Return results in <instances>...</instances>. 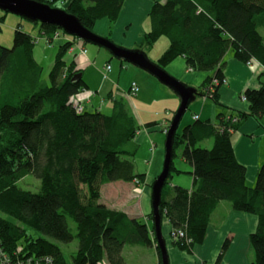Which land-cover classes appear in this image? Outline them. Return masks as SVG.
<instances>
[{
  "label": "trees",
  "instance_id": "trees-1",
  "mask_svg": "<svg viewBox=\"0 0 264 264\" xmlns=\"http://www.w3.org/2000/svg\"><path fill=\"white\" fill-rule=\"evenodd\" d=\"M36 1L57 7L61 0ZM124 3L70 0L62 8L93 30L99 19L114 23ZM148 18L150 27L143 33L140 49L150 50L161 37H167L169 45L157 63L166 67L184 57L190 70L213 71L197 87V94L210 96L221 107L217 90L225 80L229 51L247 64L264 65V32L260 30L264 29V0H153ZM32 22L39 25L49 44L58 31L63 37L76 38L56 25ZM59 42L48 75L50 84L34 57L36 37L21 25L15 30L12 47L0 44V241L8 250L50 255L55 264H70L62 245L78 238L72 264H126V244L157 243L154 223L150 226L143 219L107 207L100 202L101 188L117 180L145 181V173L136 171L133 159L138 148L134 139L141 124L127 99L115 97L112 91L111 113L85 109L87 100L79 112L74 96L86 83L83 74L74 79L81 73L75 61L64 60L73 43ZM243 95L249 112L229 110L218 114L217 124L199 118L182 133L177 130L160 213L162 222L169 219L173 231H185V237L173 236L172 243L189 251L205 239L221 201L255 214L258 224L250 238L256 254L253 264H264V162L255 185L250 186L246 167L237 160L231 141L232 130L243 119L252 116L261 121L264 84L246 89ZM208 137H214L212 148L198 146ZM179 147L183 148L182 157L194 167V185L191 189L175 186L174 195L166 200L165 186L173 171L180 172L174 163ZM29 174L40 180L38 192L20 186ZM68 216L77 223L76 234L69 228ZM148 216L153 219L152 212ZM229 244L227 239L215 264H222ZM156 251L161 262L158 246Z\"/></svg>",
  "mask_w": 264,
  "mask_h": 264
},
{
  "label": "crops",
  "instance_id": "crops-1",
  "mask_svg": "<svg viewBox=\"0 0 264 264\" xmlns=\"http://www.w3.org/2000/svg\"><path fill=\"white\" fill-rule=\"evenodd\" d=\"M152 4L153 0H125L119 18L113 23L114 28L119 34L124 36L130 34L131 38L136 41L140 40L141 42L144 31L148 30V27H150L148 13ZM101 22L104 21H98L95 27L97 26L96 28H98L99 25V32L105 34L101 29L104 23ZM27 32L36 37L34 57L40 64L43 63L49 48L55 44L58 45L60 43L59 41H61L58 39L49 44L43 38L39 25L35 23H32L31 32ZM72 39L76 40L74 37H72ZM74 52L76 53L73 60L76 66L77 54L79 53L82 54L80 57L81 61H90L88 50L82 52L76 47ZM175 61L177 63L169 66V70L172 73H175V71L182 73V69L184 65H186L184 57H178L173 62ZM183 61H185V64ZM187 69L192 71L189 68ZM80 70L83 71L82 69ZM87 75L88 73L85 71L83 78L86 83V89H93L98 92L96 89L101 86L99 81H96L97 83L88 82L86 79ZM209 75V73H196L195 77L192 78L195 81L199 79L200 83H194L192 78L187 82L191 86L199 87ZM224 76L227 82L222 84L217 90L219 101L223 105L222 108H225V112L227 113L229 110L249 112V102L247 99H243V93L248 88H260L264 84V65L258 62L250 65L235 58L233 54L228 55L227 53ZM88 79L91 81L89 77ZM162 93L160 98L154 96L150 99H146L140 96L136 99L135 97L138 94L131 98L126 97L128 103L134 104L133 109L135 113L137 112L138 115H136L139 117V124H141V130L138 133V136H140L138 141L142 142V147L146 149L145 152H149L148 158H145L144 161L139 160L136 162V167L140 169L139 173H145L146 175L145 181L136 183L135 181L117 180L104 183L101 188L100 199V202L107 207L123 211L131 218L143 219L150 226H152V220L148 215L152 212L151 184L155 177L158 176L163 166V155L165 157V152L163 153L162 149L157 147L158 142L153 139L152 135L154 132L165 133L164 130L169 126L170 117H173L180 104V99L173 95L168 89H162ZM97 95L98 94H96V96ZM96 96H91L89 100L86 99L95 109L99 108L102 102L101 100L98 104L94 100ZM114 96L119 97L120 95L114 94ZM198 97H200V101L197 100ZM134 98L138 101L139 108L136 106ZM197 98L194 103L195 112L191 121L187 124L195 120V115H199L201 120H211L217 124L219 121L218 114L224 112L223 109L217 107L219 105L215 104L210 96L198 95ZM155 105H158V108H153ZM130 106L131 105H129V107ZM85 109H87V106H85ZM134 111L132 110L133 114ZM224 115H226V113ZM151 122L153 124L148 125V123ZM204 140H208L209 143H212L211 140H213L214 144V137H208ZM231 141L237 160L246 167L248 184L254 186L259 167L264 162V115L261 121H258L252 116L243 119L239 127L232 130ZM149 162H151V166L148 165ZM175 167L177 170H180V172L173 171L172 176L169 178V189L167 188L164 190L166 200H170L174 195L175 186L191 189L194 185V167L191 163L182 157ZM257 224V215L235 210L231 203L221 201L211 216L205 239L201 243H195L192 250L189 251L172 243L171 231L173 227L169 219L165 218L162 231L168 247L170 264H215L223 244L227 239H230V244L224 253L222 264H253L256 254L250 238L251 234L255 232ZM155 264H161L158 255Z\"/></svg>",
  "mask_w": 264,
  "mask_h": 264
},
{
  "label": "rangeland",
  "instance_id": "rangeland-1",
  "mask_svg": "<svg viewBox=\"0 0 264 264\" xmlns=\"http://www.w3.org/2000/svg\"><path fill=\"white\" fill-rule=\"evenodd\" d=\"M56 6L59 8H62L64 6V4L61 1H58L56 3ZM101 20L104 21V22H101V23H104L102 25L103 27L101 29L105 32V34H102L101 32H99L100 31L98 29L99 25H98V28H96L97 26L96 27L94 26V28H93V30L96 33H98L99 35H101L103 37H108L109 39L113 40L115 43H117L118 45H120L124 48L132 49V50L140 49V40L139 41L134 40L133 38H131L130 34H127L126 36L119 34V32L114 28V24L111 23L110 20H108L107 18H102V19H99L98 21H101ZM32 23L33 22L31 20H29L25 17L10 13V12H6V11L0 9V27H1V29H0V44H2L3 46H6V47H12L14 44V34H15L16 28L19 25H21L22 29L24 31H30L31 32ZM112 26H113V29H112ZM260 30L262 32H264V29L261 28ZM77 44H80V46H85L87 48L88 57L90 58V61H88V60L81 61L80 57L82 56V54L79 53V54H77L78 58L76 59V62H77L76 67L79 69H82L83 71H81V73H83V74L85 71H87L88 75H87L86 79L88 80V82L95 83L96 81H99V84L101 86L97 87L98 89H96V90H98V92L92 96H96V94H98L96 97H94V100L98 104L102 100L99 108L104 113L109 114L112 111L113 103L109 97L110 91H112L113 94L124 96L126 98L127 97L126 91L128 90V88L130 87V85L134 81L137 82L138 85L142 87V89L140 87L141 91L135 97L136 99H137V97H140V96L143 98H146V99H150L154 96L156 98H160V96L163 94L162 89H168L169 91L172 92L173 95L178 97L177 94L172 89H170L168 86H166L165 84L160 82L156 77H154L153 75L149 74L148 72L134 66L133 64H131L125 60H121V59L113 56L108 49L101 47V46H98V45H95V44L90 43V42H85L81 39L78 40ZM168 44H169L168 38L165 36L161 37V39H159L156 42V44H155V46H153V48H151L150 50H146L149 58L151 60L157 62V59L165 51ZM57 51H58V45L57 44L50 47L43 63H41L43 66V69H44L43 79L46 81L47 84H50V78L48 75H49V72L55 63ZM75 53L76 52L70 50L65 55L64 60L67 63H69L70 61H72L74 59ZM230 54L231 55L233 54L232 51L228 52V55H230ZM176 61L172 62L171 64H169L165 68L172 75H174L178 79L186 82L187 84H189L188 80H190V78H192V77H195L196 73H205V74H208V73L212 74L213 73V71H193V70L189 71L187 69L186 65H184V67L182 69L183 70L182 73H180L179 71H175V73H172L169 70V66L176 64L177 63ZM183 63L185 64V61H183ZM107 64H110L112 66V69L107 72L108 77L105 78L104 77L105 76L104 74L106 72L105 66ZM88 77L91 79V81L88 79ZM193 82L194 83L196 82L198 84V83H200V80L198 79V81H195L193 79ZM90 91L93 92L94 90L91 89ZM135 98H134V100H135ZM197 100L200 101V97H198ZM135 103H136V106L138 107V101L137 100H135ZM194 103H195V100L191 102L189 109L184 114L183 119H182V121L179 125V128H178L179 133H182V131H183L184 127L187 125V123L191 121L192 116L195 112L194 111ZM128 104L131 105L130 107L134 111V109H133L134 104H132V103H128ZM210 104H212V103H210ZM85 106H87V110H89V111L95 110V108L92 107V104L90 102L89 103L87 102L85 104ZM217 107H220V109H223L224 112L226 111V109L222 108L221 106H217ZM153 108H155V109L158 108V105L153 106ZM134 114H135V117H137L138 122H139V117L137 116L138 115L137 112L135 113V111H134ZM171 119H172V117H170V122H171ZM170 122H169V124H170ZM156 136H157V138H156ZM139 137L140 136L137 135V137L134 139V142L137 144V147H138L137 153H136L135 157L133 158L135 164H137L136 162H138L139 160L144 161L145 158H148V155H149V152H145L146 149L142 147V142L138 141ZM152 137L154 140H157V142H158L157 147H160L164 153L165 152L166 133L154 132ZM211 141H212V143H209L208 140H204V141L200 142L198 144V146L210 149L213 146V140H211ZM182 149H183L182 147H179L176 149L177 155L175 156V159H174L175 165H178L179 159L182 158ZM162 160L164 161V155H163ZM148 165L151 166V162H149ZM162 168H163V166L161 167V170L159 171L158 175L162 171ZM136 171L140 172V169H138V167H136ZM40 183L41 182L38 178H36L32 174H29L22 181H20L19 184L22 188L29 189V190H32L34 192H38L40 190ZM136 183H140V182H136ZM167 188L169 189V182L165 186V189H167ZM67 218H68V224H69V228H70L71 232L76 234L77 233L76 221L71 216H68ZM173 236H175V235H174V231L172 230L171 231L172 239H173ZM62 246H63V250L66 253V256H67L69 263L72 264L73 263L72 255L78 250V246H79L78 238H75L72 242H70L68 244H63ZM156 246H157V243L153 246L126 244L124 246L123 256H124L127 264H155L157 261V255H158V253L156 251ZM158 259H159V256H158Z\"/></svg>",
  "mask_w": 264,
  "mask_h": 264
},
{
  "label": "water",
  "instance_id": "water-1",
  "mask_svg": "<svg viewBox=\"0 0 264 264\" xmlns=\"http://www.w3.org/2000/svg\"><path fill=\"white\" fill-rule=\"evenodd\" d=\"M0 9L32 21L56 25L66 33L76 36L85 42L104 47L113 56L125 60L156 77L160 82L172 89L180 98V104L171 119L166 133L163 168L153 181L151 187L152 221L154 223L157 246L161 251V264H170L168 247L162 231L163 222L160 205L165 181L169 176L173 162L174 138L184 114L191 102L196 100L198 96L197 88L178 79L168 72L165 67L151 60L146 51L124 48L108 37H103L94 30L85 27L76 15L69 13L64 8L53 7L50 4L36 0H0ZM81 76L82 73H77L74 79H80Z\"/></svg>",
  "mask_w": 264,
  "mask_h": 264
},
{
  "label": "built area",
  "instance_id": "built-area-1",
  "mask_svg": "<svg viewBox=\"0 0 264 264\" xmlns=\"http://www.w3.org/2000/svg\"><path fill=\"white\" fill-rule=\"evenodd\" d=\"M70 0H61V2L63 4H67ZM47 42L48 37H43ZM63 40V41H69L72 42V47L70 48L71 51H74L77 48H79L82 52H86V48L84 46H80V44L78 43V39H72V37H68L65 36L63 37L59 31L56 32L53 36V40L57 41V40ZM49 43V42H48ZM76 46V47H75ZM253 61H250L249 64H253ZM105 78L108 77L107 72L111 70V65L107 64L105 66ZM227 80H224V83ZM214 82L218 83V80H215ZM140 91V86L138 85L137 82H132V84L130 85L129 89L126 91V95L127 98H131L132 96H135L139 93ZM94 92V93H93ZM91 92L90 90L87 89H83L81 90L78 94H76L74 96L75 99V103L74 106L76 107V109L81 112L84 108H83V102L86 99H90L92 95L95 94V91ZM243 99H246V97L243 95ZM199 115H195V119H199ZM165 131L167 132V129H165ZM154 148V147H153ZM152 148V149H153ZM136 182H139L138 179L135 180ZM174 235L175 236H180V237H185L186 233L184 230L180 229L177 232L174 231ZM187 241L190 242V239L187 238ZM20 250L15 249V250H8L6 248V246L3 245V243H1L0 241V264H55V261L53 259L52 256L50 255H27V254H22L21 252H19Z\"/></svg>",
  "mask_w": 264,
  "mask_h": 264
}]
</instances>
